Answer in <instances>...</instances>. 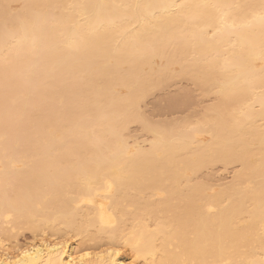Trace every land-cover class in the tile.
Instances as JSON below:
<instances>
[{"label":"bare ground","instance_id":"bare-ground-1","mask_svg":"<svg viewBox=\"0 0 264 264\" xmlns=\"http://www.w3.org/2000/svg\"><path fill=\"white\" fill-rule=\"evenodd\" d=\"M174 77L217 94L210 139L138 115ZM222 160L241 170L211 194L192 177ZM6 222L106 248L43 237L0 264H264V0H0Z\"/></svg>","mask_w":264,"mask_h":264},{"label":"rangeland","instance_id":"rangeland-1","mask_svg":"<svg viewBox=\"0 0 264 264\" xmlns=\"http://www.w3.org/2000/svg\"><path fill=\"white\" fill-rule=\"evenodd\" d=\"M12 8V10L14 11L18 10L20 8V4H13ZM157 62L161 63L160 60H157ZM176 69L178 68L176 67ZM174 78L177 79L175 80ZM174 78L173 80L168 79V82H171L170 84L168 82H166V84L164 83L165 88L162 87L163 89H158L157 87L152 88L153 90L150 89L153 93H151L150 96L148 95L147 99L143 97V101L142 99L139 101L138 115L141 114L140 117L142 116L144 118L141 120H143L145 123H147L148 121L149 123H152L151 125L158 127L160 126V128L163 129L170 130L173 128L172 126H176V123H178V125L181 124V127L183 129H186L191 133L194 132L192 130H196L199 132L203 121L205 120V118H207H204V116L210 113L209 108L217 102V94L212 93V91L209 93H205L206 91L204 92L203 90H201L198 87V84L196 85L192 83L189 79H184L186 80L184 81L183 77ZM188 80L190 82H188ZM120 91L124 93L126 90L122 88ZM210 114L209 115L212 116V113ZM146 119L147 121H145ZM140 121L138 122L137 120L132 124L130 123L127 128L128 130L124 132V136L128 140L127 142L129 146L131 145V149H133V147H136L148 150L153 141V135L152 133H150V131H146L143 122ZM201 122L202 124L199 126ZM198 132V136L197 139H195V142L197 141L201 143L211 138V135H206V126L202 127V130L200 131L202 132V134L200 132L198 134ZM225 163L226 162L222 160L213 164L215 165L213 167L211 165L208 166L209 169L206 166L207 169L205 167V169L196 174V176L193 175L192 178H194L193 180L196 181V183L198 181L204 182V184L207 183V186L209 187V189H211V191L209 192L211 194H214L215 192H218L220 190L222 191V189L228 188L226 186H229V184L233 182L236 175L240 172L239 170H241V165L238 163ZM149 195H151L149 198L152 197V200L160 199L163 196V194L159 192H154V196L152 194ZM82 205V207L85 206V204ZM3 226H5L4 228L8 229V231L10 232V236L8 235L6 237V234H4V236L3 234H0V247L8 248V250L10 249V252H13L19 248L23 249L43 237H49L50 240L54 241L69 239L71 242L73 241L76 248H80L81 246H89L93 248V251L96 249L94 248L96 247V243L88 240L86 235H73L65 228H61V236H53V234L48 232L47 230L39 235H36L31 231L25 229L24 227H20L21 229H16L18 227L13 228L12 224L7 222ZM150 227L154 228V225H151ZM105 248L106 246H103L100 249H96L95 251L98 252ZM118 248H120L122 254L129 257L133 256V251L131 250L130 246L125 245L124 243H120Z\"/></svg>","mask_w":264,"mask_h":264},{"label":"snow or ice","instance_id":"snow-or-ice-1","mask_svg":"<svg viewBox=\"0 0 264 264\" xmlns=\"http://www.w3.org/2000/svg\"><path fill=\"white\" fill-rule=\"evenodd\" d=\"M119 254H120L119 252L116 253V255H119Z\"/></svg>","mask_w":264,"mask_h":264}]
</instances>
